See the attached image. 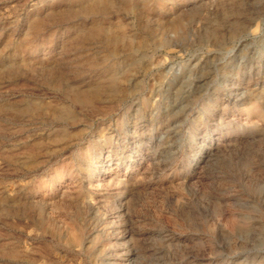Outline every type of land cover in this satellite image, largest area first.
I'll list each match as a JSON object with an SVG mask.
<instances>
[{
	"label": "rangeland",
	"instance_id": "obj_1",
	"mask_svg": "<svg viewBox=\"0 0 264 264\" xmlns=\"http://www.w3.org/2000/svg\"><path fill=\"white\" fill-rule=\"evenodd\" d=\"M92 3L0 0V264H264V0Z\"/></svg>",
	"mask_w": 264,
	"mask_h": 264
},
{
	"label": "bare ground",
	"instance_id": "obj_2",
	"mask_svg": "<svg viewBox=\"0 0 264 264\" xmlns=\"http://www.w3.org/2000/svg\"><path fill=\"white\" fill-rule=\"evenodd\" d=\"M99 0H93V3L92 4H87L85 7H84V12L87 11V12H91V11H95V8L97 3H98ZM75 99L77 101H80V102H83V103H86V102H89L91 101V98L89 97V95L85 94V93H78L77 95H75Z\"/></svg>",
	"mask_w": 264,
	"mask_h": 264
}]
</instances>
